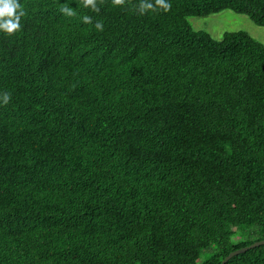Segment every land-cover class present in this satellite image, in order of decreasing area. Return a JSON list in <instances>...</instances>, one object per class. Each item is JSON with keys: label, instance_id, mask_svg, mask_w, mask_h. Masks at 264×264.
Instances as JSON below:
<instances>
[{"label": "trees", "instance_id": "1", "mask_svg": "<svg viewBox=\"0 0 264 264\" xmlns=\"http://www.w3.org/2000/svg\"><path fill=\"white\" fill-rule=\"evenodd\" d=\"M163 2L20 0L0 32V264H221L264 240V45L187 20L264 27V0Z\"/></svg>", "mask_w": 264, "mask_h": 264}, {"label": "rangeland", "instance_id": "2", "mask_svg": "<svg viewBox=\"0 0 264 264\" xmlns=\"http://www.w3.org/2000/svg\"><path fill=\"white\" fill-rule=\"evenodd\" d=\"M189 25L195 31L207 32L212 38L221 40L226 32L244 31L253 39L264 45V27L255 25L247 15L240 14L230 9L209 14L207 16H190L187 18ZM242 238L253 237L247 230L241 232ZM212 250L204 249L200 260L206 259Z\"/></svg>", "mask_w": 264, "mask_h": 264}, {"label": "clouds", "instance_id": "3", "mask_svg": "<svg viewBox=\"0 0 264 264\" xmlns=\"http://www.w3.org/2000/svg\"><path fill=\"white\" fill-rule=\"evenodd\" d=\"M117 3H122L123 0H116ZM165 10L170 5L165 4L163 0H158ZM86 6H90L95 9V0H85ZM146 8H151V4L144 5ZM62 12L67 15H72V11L69 8H62ZM26 15L24 7L20 3V0H0V32L11 35L21 29V18ZM84 22H90L88 16L83 17ZM96 29L103 30V26L100 22L95 24ZM10 99L9 93H3L0 95V102L7 103Z\"/></svg>", "mask_w": 264, "mask_h": 264}, {"label": "water", "instance_id": "4", "mask_svg": "<svg viewBox=\"0 0 264 264\" xmlns=\"http://www.w3.org/2000/svg\"><path fill=\"white\" fill-rule=\"evenodd\" d=\"M261 245H264V240H259V241H256L248 246H245V247H242L240 249H236L234 251H231L222 261H221V264H225L231 257L235 256V255H238L240 253H243L245 252L246 250L248 249H251V248H254V247H257V246H261Z\"/></svg>", "mask_w": 264, "mask_h": 264}]
</instances>
